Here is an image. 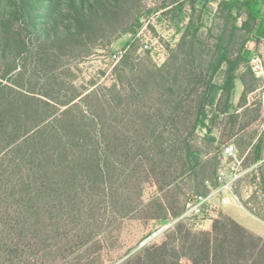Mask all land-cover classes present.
<instances>
[{"label":"rangeland","instance_id":"obj_1","mask_svg":"<svg viewBox=\"0 0 264 264\" xmlns=\"http://www.w3.org/2000/svg\"><path fill=\"white\" fill-rule=\"evenodd\" d=\"M36 1L43 12L51 8L61 32L77 28L71 0ZM188 1L120 0L122 9L113 8L100 32H85L74 47L35 42L25 57L0 56V264H126L163 243L172 260L190 264L182 244L204 240L222 217L264 238V163L244 153L261 124L257 108L236 123L220 114L210 131L191 128L220 50L231 58L244 52L237 76L246 89L260 90L250 97L259 104L264 82L248 61L261 50L254 22L246 31L247 9H232L230 0H199L195 11ZM180 3L179 19L160 12ZM2 8L7 17L15 10L8 0ZM190 18L198 33L185 36ZM7 38L15 51L17 39ZM232 144L241 162L233 185L239 201L212 196L203 229L174 223L188 197L211 193L206 181L216 188L221 153ZM188 147L200 157L195 170Z\"/></svg>","mask_w":264,"mask_h":264},{"label":"trees","instance_id":"obj_2","mask_svg":"<svg viewBox=\"0 0 264 264\" xmlns=\"http://www.w3.org/2000/svg\"><path fill=\"white\" fill-rule=\"evenodd\" d=\"M4 1L6 0H0V56L2 55L5 60H9L13 53L25 57L28 52H32L35 42L41 43L42 46L58 45L59 48H62L64 44H68L70 47H74L75 43H71L72 40L79 41L77 39L82 38L85 32H88L89 35H97L104 25L103 22L112 19L113 8L119 7L122 9L123 7L120 0H93L92 3L84 0H81L80 3L77 0H71L72 8L76 12L77 28L73 29L70 26L67 32H61L56 22L53 24L50 22L52 17L51 8L47 12H43L42 9L46 6L40 4L42 1L8 0L15 7L14 12H10V17L2 13V3ZM197 1L199 0L188 1L192 11L196 10ZM185 5L175 4L167 12H163L167 7L160 12L164 16L172 13L174 18L179 19L180 16L184 15ZM228 5L232 9L238 10H240L239 5L245 7L248 12V20L243 24V28L246 31L249 30L251 23L254 22V30H256L260 12L254 0H230ZM141 25L139 18L136 26L141 28ZM131 31L136 34V30L132 29ZM192 32L197 34L198 30L195 28L193 19L190 18L185 36ZM11 34L17 39L15 51L11 48V41L7 38V35L10 36ZM256 41L258 46L259 40L257 38ZM43 53H46V51L44 50ZM243 53L241 51L236 58H231L227 51H219L212 66L211 76L208 81L203 83V92L198 100L191 124L193 133L200 128L210 131L212 125H216L219 115H223L230 110V100L237 82L240 81L245 86V80L237 76L239 67L245 60ZM225 65L227 69L224 82L221 85L215 84L216 74ZM4 92L5 86L0 84V104ZM232 119L234 123L237 122L233 117ZM255 148L259 149L260 144ZM261 159V156L257 154L254 156L253 163H257ZM186 161L192 170L199 167L201 163L200 157L191 147L186 149ZM262 181L264 185V176ZM184 210L175 213L174 218H179ZM248 242H250V246ZM167 246V243H163L159 247L146 249L147 256L145 259L132 258L126 264H132L133 261H136V264H183L181 259L176 262L168 256ZM181 249L184 253L183 257L188 258L190 264H264V238L254 236L233 219L226 217H222L220 221L216 222L214 231L206 234L204 240L196 236L190 244H182Z\"/></svg>","mask_w":264,"mask_h":264},{"label":"built area","instance_id":"obj_3","mask_svg":"<svg viewBox=\"0 0 264 264\" xmlns=\"http://www.w3.org/2000/svg\"><path fill=\"white\" fill-rule=\"evenodd\" d=\"M114 58L116 59V62H118L122 56L115 55ZM248 61L255 76L264 82V54L260 51L252 52ZM220 161L221 166L217 172L215 180V183L217 184L216 188L213 189V182L209 180L206 181V185L211 190V193L209 195L190 196L186 202L183 214L179 218L175 219L174 223L179 220H188L195 223L196 227L203 229L211 220L210 217L213 215L212 202L210 201L212 196L218 193L223 195V203L227 202V199L224 198V195L226 194L231 195L232 198L239 201L233 191L234 183L240 178L239 167L241 166V162L238 160L237 148L235 145L232 144L224 146L220 156ZM172 224L173 223L160 225L157 230H155V232L144 241L143 245L156 240Z\"/></svg>","mask_w":264,"mask_h":264},{"label":"crops","instance_id":"obj_4","mask_svg":"<svg viewBox=\"0 0 264 264\" xmlns=\"http://www.w3.org/2000/svg\"><path fill=\"white\" fill-rule=\"evenodd\" d=\"M254 1L257 3L256 7L260 12L258 25L256 27L257 39L259 40V44L257 48L261 49L262 51L261 50L259 51L263 53L264 52V0H254ZM259 91H260L259 89H253V90L246 89V87L242 83L240 84L238 83L236 85L234 94L232 95V98L230 100L231 108L229 111L223 114V116L229 115L233 117L235 120L240 121L243 118V114H242L243 111H252L253 109L257 108L258 113H259V120H261V124L258 125L257 135L253 138V143L244 152L245 156L249 154L253 156L258 154L261 156L262 159L258 161L257 163H254V165L264 163V159H263V156H264V93L263 95L259 94V98H260L259 104L252 105L250 101V97L258 93ZM244 131L245 129L242 130V133ZM258 144H260V148L256 149L255 146H257Z\"/></svg>","mask_w":264,"mask_h":264}]
</instances>
